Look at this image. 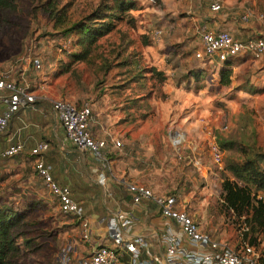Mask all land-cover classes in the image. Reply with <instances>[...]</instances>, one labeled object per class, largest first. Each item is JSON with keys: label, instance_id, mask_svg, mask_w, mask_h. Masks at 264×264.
Returning <instances> with one entry per match:
<instances>
[{"label": "rangeland", "instance_id": "1", "mask_svg": "<svg viewBox=\"0 0 264 264\" xmlns=\"http://www.w3.org/2000/svg\"><path fill=\"white\" fill-rule=\"evenodd\" d=\"M12 1L11 8L0 9V73L14 80L25 78L35 95L46 96L44 102L65 100L91 107L96 102L98 111L92 107V118L98 119L99 129L104 127L108 103L121 110L130 93L141 91L153 99L158 116L151 115L148 104L147 120L142 121L148 127V139H201L210 150L212 175L204 184L198 182L196 192L187 191L180 207L204 231L236 247L239 227L246 224L247 215L239 217L226 205L222 184L233 178L224 166L252 160L264 170V62L249 56L235 58L224 84L222 64L203 65L194 57L201 46L204 21L183 39L175 38L194 11L206 14L203 0H123V6L119 0H58L71 22L96 13L112 23L111 31L97 39L84 60L72 57L80 52L78 36L54 28L47 14L34 9L39 0ZM232 5L234 9L235 3ZM156 29L162 34L153 41ZM154 69L164 73V81ZM35 125L41 134V122L36 120ZM216 143L223 151L221 166L211 155ZM33 160L19 154L0 162V203L25 213L27 237L41 245L39 250H24L19 260L23 264H58L68 243L81 239L80 227L75 218L62 215L56 197L36 175ZM64 177L67 179L56 181L69 185L74 199L82 191L90 195L86 213L95 209L101 213L97 207L102 188L97 183L86 182L83 190L79 175ZM248 230L256 237L254 247L264 261V230Z\"/></svg>", "mask_w": 264, "mask_h": 264}, {"label": "crops", "instance_id": "2", "mask_svg": "<svg viewBox=\"0 0 264 264\" xmlns=\"http://www.w3.org/2000/svg\"><path fill=\"white\" fill-rule=\"evenodd\" d=\"M203 2L207 7L206 14L194 11L186 27L184 26L179 34H175L176 39H183L185 34L194 31L196 25L203 21V26L227 29L241 40L264 37V25L259 23L255 17L257 13H264V3L261 4L258 0H224L222 9L217 13H212L209 10L208 0H203ZM233 2L235 3L234 9L232 8ZM247 12L251 16L248 21H244L242 15ZM246 57L248 56L237 58ZM259 60L264 62V56ZM139 97L141 99L142 95L135 98ZM45 99V95L37 96L35 102L21 108L12 117L7 128L0 132V149L20 141L24 146L20 155L29 157L30 150L39 141H45L48 143V150L42 153V158L51 166L53 178L61 181L67 179L64 175H79L83 190L86 189V182L90 181L99 185L98 175H105L106 185H99L102 189L99 192L97 208H100L101 213H98V209L86 213L87 203H90L88 199L91 198L87 192L82 191L80 195H76L77 200H75L82 205L83 210L85 209L84 214L90 224L92 237L89 242L81 239L74 240L76 246L74 256L76 258L88 256L94 248L109 245L104 220L118 210H123L129 211L133 217V224L126 238L135 235L143 236L148 247L147 254L150 257L161 259L164 254V247L160 241L162 234L168 228L177 231L179 227L173 220L164 218L158 206L151 199H143L141 203L134 205L127 185H143L155 195L172 194L185 197L187 191L196 192L198 182L202 181L204 184L206 177L212 175L208 143L201 139L181 142L159 137L148 139V127L142 122L146 121L148 116L135 121H122L123 117L120 116L122 111L111 107L110 102L106 105L107 112L104 113V127L97 128L96 125L99 123L95 117L92 118L90 124L92 134L107 142L105 156L103 159H98L92 153L79 151L72 145L52 108L53 101L44 102ZM144 100L139 101L131 112L145 114L146 107L143 105L145 102L150 105L151 115L158 116L157 110L154 113L155 106L158 107L157 103L151 98ZM95 103L92 107L97 113ZM4 108L5 105L0 102V112ZM36 120H39L43 126L41 134L37 131ZM36 133L39 136L36 137ZM116 141L120 142V146L114 144ZM179 175H185V177L181 178ZM121 261L124 264L128 263L127 253Z\"/></svg>", "mask_w": 264, "mask_h": 264}, {"label": "built area", "instance_id": "3", "mask_svg": "<svg viewBox=\"0 0 264 264\" xmlns=\"http://www.w3.org/2000/svg\"><path fill=\"white\" fill-rule=\"evenodd\" d=\"M209 10L217 13L222 9L224 0H208ZM251 14L244 13L242 18L248 21ZM257 21L264 25V13L255 15ZM162 31L156 29L152 40L158 41ZM201 46L194 52V57L205 64H223L232 62L239 56H249L261 59L264 56V37L241 40L227 29H214L203 26L200 30ZM40 68L39 63L36 64ZM37 95L31 83L25 78L14 80L9 75L0 78V102L5 108L0 112V132H3L12 117L26 105L35 102ZM52 108L65 130L72 145L79 151L90 152L98 159H103L107 142L96 138L90 129L92 107L88 104L74 105L65 100H54ZM176 141V140H174ZM120 146V142H114ZM23 143L18 141L0 149V161L19 155L23 151ZM48 150V143L39 141L29 152L33 157V169L36 175L58 201L59 210L64 217L75 218L80 227L81 240L89 242L92 230L85 217L82 205L77 202L68 185L59 184L51 174V166L42 158V153ZM214 163L222 165V151L216 143L211 148ZM98 183L106 185L105 175H98ZM127 190L132 195V203L138 205L143 199H151L159 208L160 214L173 220L179 227L177 231L168 228L161 236L164 254L161 259L149 256L145 238L135 235L126 238L133 217L129 211L118 210L114 215L104 220L109 245H100L93 249L90 255L75 257V243H68L58 258V264H124L121 258L127 253V264H259L260 257L254 245L243 238L245 226L240 229V243L236 247L218 240L204 231L201 225L194 221L189 212L180 207L179 195H158L140 184H128Z\"/></svg>", "mask_w": 264, "mask_h": 264}, {"label": "trees", "instance_id": "4", "mask_svg": "<svg viewBox=\"0 0 264 264\" xmlns=\"http://www.w3.org/2000/svg\"><path fill=\"white\" fill-rule=\"evenodd\" d=\"M119 3L122 6L125 5L123 0H119ZM12 6V0H0V9L6 10ZM34 9L36 11L41 9L47 14L50 21L53 22L54 28H61L65 30V33H75L78 36L76 45L80 48V52L72 54V57L77 60L86 59L97 39L110 32L112 28L110 21H105L103 16L96 17V13H94L95 17L94 14H87L71 22L66 13V7L61 5L58 0H39ZM69 22L71 25H66ZM230 63L226 61L222 64L220 76L224 84L229 80ZM154 71L161 76L162 81L165 80L163 72L157 69ZM138 95H142L141 99L140 97L135 98ZM144 99L149 98L142 91L130 93L127 105L121 108V111L126 114L122 121L146 118L148 114L146 110L145 114L131 112V109ZM143 105L146 109L149 107L148 103L144 102ZM219 148L221 149L220 146ZM224 169L233 178V180H225L222 184L223 197L227 207L239 217L247 215L245 222L252 232L264 230V170L259 169L252 160L244 163L231 161L225 164ZM27 226L24 212L0 203V264H23L19 258L24 250L35 251L41 248L34 238L27 237L28 231L25 229ZM248 228L242 233L243 238L255 246L257 245L256 237H251ZM260 262L264 264L261 258Z\"/></svg>", "mask_w": 264, "mask_h": 264}]
</instances>
